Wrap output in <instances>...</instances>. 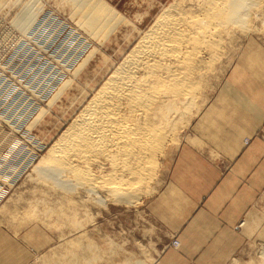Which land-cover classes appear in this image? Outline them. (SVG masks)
<instances>
[{"label":"rangeland","instance_id":"1","mask_svg":"<svg viewBox=\"0 0 264 264\" xmlns=\"http://www.w3.org/2000/svg\"><path fill=\"white\" fill-rule=\"evenodd\" d=\"M11 1H0V228L10 232L11 237H17L18 240L11 241V247L24 243L26 236L34 233L40 253L30 264H133L135 262L131 261V251L128 248L132 241L130 235L134 236L136 232L151 227L149 201L168 185L174 154L193 120L206 100L215 92L216 85L223 81L232 64L246 51L255 53L256 59L264 60V24L261 20H256L246 33L225 41L217 54L207 52L204 55L203 65L207 64L204 65L206 67L202 65V70L209 69L207 72L204 70L205 73L202 70L199 72L201 75L204 73L203 76L199 77L198 74L204 83L201 82V87L199 86L195 102L198 103L197 107L193 104L191 110L189 109V112L194 110V115L189 113V121H185L188 118L184 119L185 122L181 119L183 127L175 138L178 144H175L176 140L173 139L174 144L171 142L159 155V168H155V175L149 177V181L145 180L146 183L149 182L148 191V185H143V182L141 187L143 185L142 189H146L142 190L138 186L137 192L142 190L144 195L140 191L139 197L135 193L136 198L135 195L134 199L130 195V200L125 194L124 199L118 198L120 194L112 195L110 190L114 188L106 189L104 186L99 188L97 195H88L81 187L70 193L64 187L52 184L57 183L53 180H44L40 176L41 179L33 168L77 117L85 103L107 78L105 76L124 59L139 38L149 30L157 16L173 0H102L109 8L116 10L122 20L119 24L115 23L116 29L113 27L112 33L106 36L107 40L103 37L104 33H107L106 30L93 37V32L78 26L83 17L75 13L74 0ZM92 2L93 0H89L81 7L86 10ZM25 13L34 17L28 21L26 30L24 27L17 28L21 16ZM225 45L226 49L223 47ZM89 52H95L91 62L85 67L81 66L83 59L90 55ZM209 64L213 65L212 69L215 70H211L210 66H207ZM77 70L80 72L76 73ZM209 70L211 73H208ZM67 79H71V86L50 107L52 95L56 94V90H59L62 82ZM84 93L88 99L80 102ZM41 109H46L45 116L35 122ZM182 121L177 120L178 123ZM9 161L12 167L2 171L3 165ZM134 188L128 191L132 195L136 186ZM261 197L255 203V206L260 208L256 212L257 217L247 240L227 264H264V202H260ZM49 235L53 240L49 239ZM176 241L180 244L175 234L168 246L177 248L179 244L176 245ZM100 246L102 251L99 253L97 249ZM83 247L86 254L89 251L87 258L82 255ZM139 248H142L144 254L150 252L142 245H139Z\"/></svg>","mask_w":264,"mask_h":264},{"label":"bare ground","instance_id":"2","mask_svg":"<svg viewBox=\"0 0 264 264\" xmlns=\"http://www.w3.org/2000/svg\"><path fill=\"white\" fill-rule=\"evenodd\" d=\"M74 1L75 13L83 17L80 16L82 21L78 22V26L93 32L91 34L93 37L106 30L107 33H104L103 37L107 40L106 36L112 33L113 27L115 28L116 24L122 21L116 10L109 8L105 1L93 0L92 5L86 10L81 6L89 0ZM29 13L21 16L17 28L23 29L29 25L30 18H34L30 17ZM258 19L264 24V0H173L157 16L149 30L139 38L124 59L113 70L111 69L112 71L109 70V75L105 76L107 78L103 79L104 82L100 83L97 90L95 89L94 95L85 103L77 117L45 155L40 157L33 168L35 174L44 180L57 182L52 184L56 187H64L69 192L81 187L88 195H97L99 188L103 186L114 188L115 190L109 189L110 192L112 195L120 194L118 196L121 197L120 199L126 198L123 194L129 198L131 195L134 199L135 193L139 197L138 192L141 191L143 194L142 190L146 188L148 191L149 182L146 183L145 180L155 175V170L159 168L157 164L159 155L171 142L178 144L175 138L183 127L181 123L189 117V113L193 114L194 110L189 112L191 106L198 105L195 102L201 87L200 83H204L203 78L199 77L206 71V68L205 71L202 70L204 55L207 52L217 54L225 41L233 36L243 35ZM223 47L226 49V45ZM91 53L83 59L81 66L85 67L92 60L94 53ZM217 57L219 58L218 55ZM210 64L207 66L209 67ZM204 65L203 67H206ZM214 66H210L211 70H215L212 69ZM201 70L204 72L203 75L199 74ZM211 70L208 73H211ZM71 82V79L62 82L60 89L56 90V94H53L49 101L50 107L68 90ZM85 98H87L86 93L83 94L80 102ZM45 111L46 109L40 110L35 122L43 119ZM178 119L182 122L178 123ZM173 139L176 142L173 143ZM10 167H12L11 161L3 165L2 171H7ZM142 183L148 186L142 189ZM135 186L136 190L134 193L132 191V195L128 191ZM138 186L142 190L137 192ZM175 244L179 243L176 241ZM89 260L94 261V259Z\"/></svg>","mask_w":264,"mask_h":264},{"label":"crops","instance_id":"3","mask_svg":"<svg viewBox=\"0 0 264 264\" xmlns=\"http://www.w3.org/2000/svg\"><path fill=\"white\" fill-rule=\"evenodd\" d=\"M254 54L232 64L187 130L168 185L149 201L151 227L130 235L135 264H227L247 240L264 202V60ZM10 235L0 228V264H30L34 233L13 247Z\"/></svg>","mask_w":264,"mask_h":264}]
</instances>
